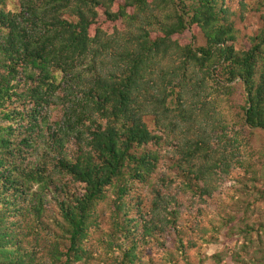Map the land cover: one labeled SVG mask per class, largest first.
I'll return each instance as SVG.
<instances>
[{
    "label": "trees",
    "instance_id": "1",
    "mask_svg": "<svg viewBox=\"0 0 264 264\" xmlns=\"http://www.w3.org/2000/svg\"><path fill=\"white\" fill-rule=\"evenodd\" d=\"M9 1L0 0V264L90 261L96 255L87 244L101 230L104 205L112 229L99 241L111 264H154L144 249L151 244L163 264H193L183 235L189 225L179 222L169 189L179 184L206 200L233 169L250 165L239 123L224 108H233L232 84L240 81L242 125L264 130V7L257 34L237 49L226 0H123L117 10L115 0ZM193 27L204 45L173 38ZM56 102L63 115L51 126L42 110ZM46 127L54 172L82 191L55 182L46 160L30 168L19 162ZM163 165L170 174L157 182ZM50 195L58 217L48 227ZM24 213L47 231L33 243L18 224ZM253 230L264 249L262 222L247 225L246 245ZM252 259L264 263V255Z\"/></svg>",
    "mask_w": 264,
    "mask_h": 264
},
{
    "label": "rangeland",
    "instance_id": "2",
    "mask_svg": "<svg viewBox=\"0 0 264 264\" xmlns=\"http://www.w3.org/2000/svg\"><path fill=\"white\" fill-rule=\"evenodd\" d=\"M241 1L246 2L248 5L247 10H244V12H242ZM16 2L18 0H10L8 3L15 4ZM122 3L123 0H115L113 9L117 10ZM226 5L229 7L232 19L236 21V27L238 28L236 48L245 49L251 42L250 37L257 34L261 27L260 14L262 13L261 7H264V0H226ZM99 12L102 13L103 10L99 9ZM241 15H244L243 18ZM102 17H104L103 14ZM99 25L105 29L114 26L122 27L119 22H100ZM173 38L181 44L192 43L194 46L206 43L203 32L197 27L175 34ZM232 85L234 86V93L230 104L233 108L224 109L227 115L234 119L235 123H239L238 126L245 140L241 146V156L246 161L245 163L247 165L250 163V165L233 169L231 178L217 182L213 196L207 197L206 200H201L191 192L185 191L179 184H173L169 189V192L177 196L179 201L178 206L181 215L179 222L183 225H189L185 228L183 235L185 242L189 243L187 249L191 250L188 251V256L193 264H264L259 261L255 262L252 259L253 257L260 259L264 255V251L263 253L261 251L264 250L263 247L257 242V230H253L252 235H250L253 241L248 242L247 245L245 243L247 238L243 232L247 229V225H256V229H258L259 223H264V130L243 127V107L246 104L244 88L240 81H235ZM56 103L46 106L42 110L44 115L47 114L51 126L56 121L61 120L63 115V107L59 102ZM222 106L227 107L225 103H222ZM148 123L152 127V123L150 121ZM48 133L49 130L46 127L43 130V135L36 139L32 148H24V158L19 159V162L23 166H39L43 160H46V173L52 174L55 182L67 184L71 190L82 191L84 189L83 184L75 183L70 177L54 172L50 156L44 154L47 149L45 140L48 138ZM239 152L236 148L232 150V153L236 155H240ZM166 153L167 151L163 150V154ZM161 172L170 174L169 170L163 165L156 175L157 182L158 175ZM33 189L37 190L38 185L35 184ZM140 190L145 194L149 193L148 186H144ZM22 203L25 206L28 205L26 201H22ZM45 203L46 211L42 220L45 225L48 224V227H51L53 223L50 217H58V208L52 195L47 197ZM19 217L18 224L23 225L26 242L33 243L36 233H39L41 237L47 234V231L43 230L33 215L24 213ZM231 217H234V219L229 222ZM99 224L101 230L92 232L87 244V248L96 256L88 262L83 261L78 264L112 263V260L107 258L103 250L104 246L99 241L104 233H109L112 229L110 212L105 205L100 207ZM48 231L50 232V230ZM170 239H174L173 236ZM203 239H208L209 242H204ZM262 239L264 244V233ZM173 243V241H170L168 245L172 246ZM191 244H195V246ZM151 245L144 248L146 249V258L152 260L154 264H163L157 250H153L159 248H153ZM41 249L43 248L41 247ZM238 255L240 257L239 262L236 261ZM200 260H203L202 263ZM179 264H185V261L181 258Z\"/></svg>",
    "mask_w": 264,
    "mask_h": 264
}]
</instances>
